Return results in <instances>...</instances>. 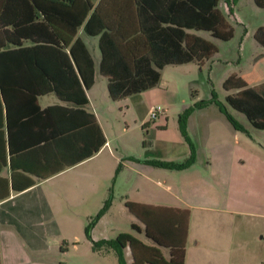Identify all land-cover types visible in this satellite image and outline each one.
Segmentation results:
<instances>
[{
    "label": "crops",
    "instance_id": "obj_1",
    "mask_svg": "<svg viewBox=\"0 0 264 264\" xmlns=\"http://www.w3.org/2000/svg\"><path fill=\"white\" fill-rule=\"evenodd\" d=\"M37 2V10L25 3L24 7L5 12L6 21L19 15L26 21L35 18L37 27L26 35L35 33L38 43L21 40V47L7 44L6 51L15 50L20 55L0 61V83L4 89L3 93L0 86V264H118L110 252L94 251L89 240L75 251L73 260L63 259V242L87 239L85 224L96 212L82 205L92 193L90 187L58 188L56 180L108 146L105 139L106 144L98 153L60 171L63 162H76L92 147L87 142L94 133L89 116L105 138L97 114L99 96L109 99L107 80L98 73L99 36L86 33L84 24L96 8L103 18H125L127 13L133 14L135 7L130 0ZM13 4L20 5L16 1ZM219 6L220 0L218 9ZM19 8L21 11L16 10ZM223 8L224 13L219 11L228 16L229 25H236L241 31L238 34L233 27L234 35L228 42L211 38L218 52L201 66L207 69L213 88L215 81L223 88L224 80L236 75L264 98V50L253 37L264 22L248 29L236 13L235 4L232 13L226 3ZM83 17L84 23L74 27ZM15 32L7 26L0 35L11 36ZM198 33L188 32L200 37ZM65 35L73 37V41L80 40L93 60L94 83L84 90L88 101L85 106L51 91L56 85L63 95L76 94L78 103L82 101L78 68L69 55L71 44L63 46L59 39ZM212 91L203 99L209 100ZM144 94L134 96L147 98ZM227 94L223 89L224 100ZM231 115L245 132L236 131L213 104L195 109L187 120L195 163L180 171L150 165L143 168L147 177L160 179L164 184L160 193H152L158 206L190 211L184 264H264V132ZM76 131L87 142L84 152L80 149L82 137H71ZM174 150V155L181 153L187 158L186 143ZM55 171L59 172L52 174ZM99 222L91 231L94 242L128 233L117 220L112 222L110 231H102ZM135 227L138 235H131L150 244L143 225ZM125 260L126 264L132 261L128 251Z\"/></svg>",
    "mask_w": 264,
    "mask_h": 264
},
{
    "label": "trees",
    "instance_id": "obj_2",
    "mask_svg": "<svg viewBox=\"0 0 264 264\" xmlns=\"http://www.w3.org/2000/svg\"><path fill=\"white\" fill-rule=\"evenodd\" d=\"M13 1L19 2L20 5L13 4ZM37 1L0 0V32L4 31L7 26H11L16 31V34L11 36L0 35V61L14 57L10 55H20V52L15 50L6 51L7 44L21 47V40L38 43L35 33L26 35L37 27L35 18L26 21L19 15L16 16L17 19L6 21L5 17L6 11L12 10V7H24L25 3L31 4L37 10L39 6ZM130 1L135 7L133 14L127 13L125 18L117 17V15L113 18H103L99 9L96 8L84 24L86 33L99 36L98 73L107 80L108 96L113 102L125 100L158 87L161 81V72L165 67L187 64L201 66L202 63L217 54V47L211 41L188 34V32H206L211 38L222 42H228L233 38V28L218 9L219 0ZM236 1L225 0L230 13H232V5ZM253 1L258 8L264 9V0ZM16 10L21 11V8ZM83 23L84 17L76 21L74 27L79 28ZM253 37L264 50V27H259ZM59 39L63 46L71 44L69 55L78 68L81 80V83L78 82V89L82 101L78 103L76 94L63 95L56 85H53L51 91L59 97L71 100L74 104L85 106L88 101L84 90L89 89L94 83L92 57L80 40L73 41V37L67 35ZM65 58L69 57L65 56ZM0 86L2 89V83ZM222 86L228 93L224 100L225 104L212 91L209 100H197L192 107L179 116V131L189 150L187 158L182 163L158 160H147L143 163L157 168L178 171L194 164L196 152L187 130V120L195 109L205 108L210 104L219 109L236 131L245 132V129L228 112L227 106L244 115L254 129L264 132V98L236 75L225 79ZM2 92L4 93V89ZM89 118L94 124V133L90 134L87 142H90L92 147L76 162H63L60 171L92 157L106 144L95 120L91 116ZM82 135L80 131H76L72 133L71 137H82L80 149L84 152L87 142ZM60 156L62 158V155ZM57 172L59 171L52 174ZM109 207L110 199H107L98 214L89 221L84 229L85 236L91 241L94 251H112L118 264H126L125 252L127 251L132 259L130 264H184L190 219L189 210L127 201L125 208L143 225L145 236L150 244H145L129 233H121L112 240L94 242L91 239V231ZM132 228L136 229L134 225Z\"/></svg>",
    "mask_w": 264,
    "mask_h": 264
},
{
    "label": "rangeland",
    "instance_id": "obj_3",
    "mask_svg": "<svg viewBox=\"0 0 264 264\" xmlns=\"http://www.w3.org/2000/svg\"><path fill=\"white\" fill-rule=\"evenodd\" d=\"M224 4L225 0H220L219 9L223 13ZM235 11L248 29L264 22V9L254 5L253 0H239L235 3ZM225 18L227 20L228 16L225 15ZM235 28L239 34L240 27ZM198 34L205 40H213L206 32ZM210 90L215 91L218 99L225 104L223 88L216 81L213 88L207 69L192 64L168 66L162 70L159 86L146 91L144 95H147V98L132 96L113 102L108 98H101L100 95L97 114L108 146L85 164L58 178L56 187L61 188L62 185L80 189L87 185L92 189V193L86 196L87 201L82 205L88 210L94 209V216L98 214L103 203L110 199L108 211L99 218L100 222L98 220L102 231H110L112 222L117 220L125 232L138 235L132 226H140V223L128 212L125 203L130 201L158 206L160 203L152 199V193H160L164 186L160 179L146 176L143 168L147 164L143 161L182 163L185 160L181 153H173L174 148L185 143L179 131V116L197 100H204ZM158 107L162 114L152 120L151 111ZM227 110L236 118L247 121L244 115L228 106ZM172 150L174 151L171 152ZM157 182L160 183L159 186ZM86 240L88 239H71L63 242L62 247L66 252L63 259L73 260L75 251L81 248ZM108 252L111 253L112 259L116 258L112 251Z\"/></svg>",
    "mask_w": 264,
    "mask_h": 264
},
{
    "label": "built area",
    "instance_id": "obj_4",
    "mask_svg": "<svg viewBox=\"0 0 264 264\" xmlns=\"http://www.w3.org/2000/svg\"><path fill=\"white\" fill-rule=\"evenodd\" d=\"M162 114V111H161V109L158 107V108H155V109H153L152 111H151V119L152 120H154V119H156L159 115H161Z\"/></svg>",
    "mask_w": 264,
    "mask_h": 264
}]
</instances>
